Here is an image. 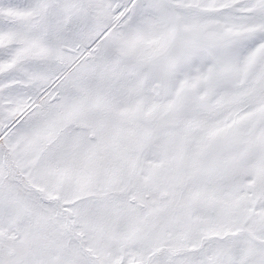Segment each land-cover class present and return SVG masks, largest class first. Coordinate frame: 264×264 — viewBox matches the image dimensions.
<instances>
[{"label": "snow or ice", "instance_id": "6c2138e0", "mask_svg": "<svg viewBox=\"0 0 264 264\" xmlns=\"http://www.w3.org/2000/svg\"><path fill=\"white\" fill-rule=\"evenodd\" d=\"M0 264H264V0H0Z\"/></svg>", "mask_w": 264, "mask_h": 264}]
</instances>
